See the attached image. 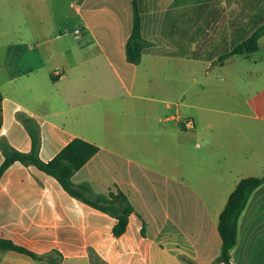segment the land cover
Returning a JSON list of instances; mask_svg holds the SVG:
<instances>
[{"label": "crops", "instance_id": "0c3cea01", "mask_svg": "<svg viewBox=\"0 0 264 264\" xmlns=\"http://www.w3.org/2000/svg\"><path fill=\"white\" fill-rule=\"evenodd\" d=\"M199 3L138 0L141 35L152 45L133 65L125 59L131 0H0V37L20 34L0 41V143L29 152L26 119L42 161L72 138L92 143L98 152L72 183L93 194L119 189L133 207L124 233L114 235V218L70 196L54 177L15 162L0 176V238L37 258L7 250L0 264L213 263L221 245L218 216L239 180L264 174V155L248 154L241 133L190 132L194 120L178 116L180 105L168 99L163 70L175 67L182 94L186 70L199 73L232 47L229 27L212 45L196 35L186 40L197 27L186 15ZM76 25L81 37L62 34L73 36ZM228 102L240 121L264 123V82ZM230 263L264 264V184L238 218Z\"/></svg>", "mask_w": 264, "mask_h": 264}, {"label": "rangeland", "instance_id": "374dc122", "mask_svg": "<svg viewBox=\"0 0 264 264\" xmlns=\"http://www.w3.org/2000/svg\"><path fill=\"white\" fill-rule=\"evenodd\" d=\"M171 8L170 6L169 10ZM185 9L186 12L193 11L192 5L189 4H186ZM186 19L191 23L194 22L197 26L193 32H186V40L193 41L197 36V38L200 37L201 44L204 42L212 45L220 40L224 28L226 27L228 31L229 27L232 31L233 44L245 39L253 30L264 24V0H200L198 6H195L194 14H187ZM75 30H80L77 25ZM62 34L72 39L75 38L68 31H63ZM24 35L28 36L29 34L25 31ZM80 35L78 37H81ZM194 35L196 36L194 37ZM16 36H20V34L17 32L8 33L0 37V41L4 38L5 41L15 42ZM94 50H96L95 47L90 51ZM215 61L217 62L213 59L208 65L204 64L201 70H198L199 73L193 74L191 68L188 69L190 73L186 70L184 77L186 91L182 94L177 90L175 67L169 66L163 70L161 81L169 92L168 99L180 105L177 109L178 116L192 117L195 129L192 128L189 130L190 132L200 134L241 133L243 139L246 137L248 140L249 144L245 147L248 154L264 155V123L251 120L240 121L234 115L233 107L228 102L232 99L244 98L254 87L263 85L264 37L259 41V50L248 56H235L234 60L225 66L217 65ZM204 67L209 69L206 70ZM260 74H262V78ZM184 96L186 99H182ZM174 111L175 108L170 112L173 114ZM187 120L191 119L184 121ZM191 122L193 123V121ZM208 122H211V128L207 127ZM245 142L241 141V147ZM154 213L158 218L159 209L157 208ZM180 224L187 228L184 220H180Z\"/></svg>", "mask_w": 264, "mask_h": 264}, {"label": "trees", "instance_id": "16d2710c", "mask_svg": "<svg viewBox=\"0 0 264 264\" xmlns=\"http://www.w3.org/2000/svg\"><path fill=\"white\" fill-rule=\"evenodd\" d=\"M132 21L129 37L125 44V59L128 63L137 65L145 47L152 43L141 35V13L138 0H131ZM264 35V24L257 27L245 39L232 44L231 49L217 60L223 62L231 56H248L259 50V39ZM0 91V112L2 103ZM25 127L29 133L31 150L27 153L16 151L5 143H0L3 161L0 164V176L13 163L18 162L27 166H34L47 175L54 177L62 188L72 197H75L116 220L113 226L114 235H121L126 230L129 216L133 207L128 196L121 190L110 191L106 194H93L86 184L74 185L73 174L86 164L97 152L98 147L79 138H72L49 161H42L38 156V136L26 119ZM1 127V115H0ZM264 184V174L259 177H246L239 180L233 191L229 194L226 203L217 220V232L220 238V252L212 264H231L230 250L236 244L238 218L244 210L252 192ZM14 250L26 253L37 258L36 255L22 246L14 244L10 240L0 238V252Z\"/></svg>", "mask_w": 264, "mask_h": 264}, {"label": "built area", "instance_id": "2783aa9c", "mask_svg": "<svg viewBox=\"0 0 264 264\" xmlns=\"http://www.w3.org/2000/svg\"><path fill=\"white\" fill-rule=\"evenodd\" d=\"M79 34H80V31L79 30H74L73 31V36L75 38H77L79 36ZM184 125H185V127L189 128V129L192 128V122L190 120L185 121L184 122Z\"/></svg>", "mask_w": 264, "mask_h": 264}, {"label": "water", "instance_id": "95a60500", "mask_svg": "<svg viewBox=\"0 0 264 264\" xmlns=\"http://www.w3.org/2000/svg\"><path fill=\"white\" fill-rule=\"evenodd\" d=\"M215 63H217V62L215 61Z\"/></svg>", "mask_w": 264, "mask_h": 264}]
</instances>
